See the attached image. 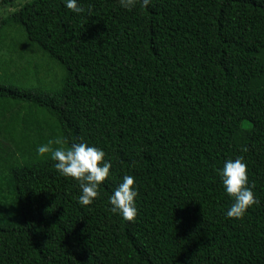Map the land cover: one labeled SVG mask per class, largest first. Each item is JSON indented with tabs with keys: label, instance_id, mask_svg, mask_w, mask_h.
<instances>
[{
	"label": "trees",
	"instance_id": "trees-1",
	"mask_svg": "<svg viewBox=\"0 0 264 264\" xmlns=\"http://www.w3.org/2000/svg\"><path fill=\"white\" fill-rule=\"evenodd\" d=\"M78 3L0 15V47L43 58H0V264H264V0ZM57 136L112 163L91 205L37 152ZM237 157L260 201L242 219L218 175ZM125 175L134 221L109 211Z\"/></svg>",
	"mask_w": 264,
	"mask_h": 264
},
{
	"label": "clouds",
	"instance_id": "clouds-1",
	"mask_svg": "<svg viewBox=\"0 0 264 264\" xmlns=\"http://www.w3.org/2000/svg\"><path fill=\"white\" fill-rule=\"evenodd\" d=\"M119 3L122 8L131 11L138 3L141 8H147L151 0H119ZM66 6L77 14L85 11L78 0H66ZM88 11L90 12L91 8ZM242 150L247 151V148L244 147ZM37 152L40 156L50 154L51 159L55 161L54 168L62 176L78 182L81 190L78 202L81 205H91L94 200L101 197L100 186L109 178L112 168L111 161L105 159V151L84 142L70 143L65 137L57 136L39 146ZM132 166H135V161ZM218 175L222 179L227 195L234 201L227 210L228 218L242 219L250 207L260 203L253 191L255 183L249 185L247 163L243 157L227 160L223 168L218 170ZM137 196L135 177L125 175L114 190V194L109 197L108 202L111 205L109 211L119 214L126 221H134L138 214Z\"/></svg>",
	"mask_w": 264,
	"mask_h": 264
},
{
	"label": "rangeland",
	"instance_id": "rangeland-1",
	"mask_svg": "<svg viewBox=\"0 0 264 264\" xmlns=\"http://www.w3.org/2000/svg\"><path fill=\"white\" fill-rule=\"evenodd\" d=\"M25 0H17L15 1L12 5H10L9 7H5L3 8L2 10H0V15L3 16V15H7L8 12L10 11H13L17 8V4L19 2H23ZM8 9V10H7ZM7 10V11H6ZM29 46L23 42L22 44H20L18 46V48L16 50H12L11 49V45L9 44H3L1 47H0V58L2 57H5V58H8V57H11L13 58L15 61L17 60L18 63L22 64H27V61L28 59H30L32 61V65L35 66L36 63L43 61V58H41V53H39V55L31 48L29 49L28 48ZM45 65H48V64H45ZM46 67V66H45ZM56 70H58L57 66L55 67ZM55 72V70H54ZM45 70H44V67L43 69L41 68L40 69V75L41 76H44L45 75Z\"/></svg>",
	"mask_w": 264,
	"mask_h": 264
}]
</instances>
